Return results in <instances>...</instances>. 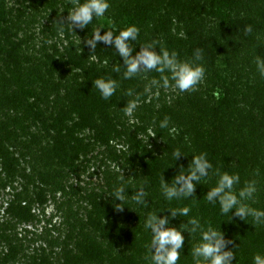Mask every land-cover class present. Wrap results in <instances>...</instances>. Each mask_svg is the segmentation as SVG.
Wrapping results in <instances>:
<instances>
[{
	"label": "rangeland",
	"instance_id": "1",
	"mask_svg": "<svg viewBox=\"0 0 264 264\" xmlns=\"http://www.w3.org/2000/svg\"><path fill=\"white\" fill-rule=\"evenodd\" d=\"M157 1H143L145 10L142 11L136 4H131V0H109L110 8L104 17L94 18L86 29H75L74 33L67 26L68 12L72 11L69 0H0V5L4 6L0 8L1 14H4L3 18L0 17V41L9 37L6 43L19 45L18 57L14 56L21 68L29 71L40 68L44 75H54L56 80L63 78L61 73L73 57L70 47L74 43L78 61L84 58L85 64L83 69L82 66L76 67L78 62L72 64L71 75L76 76L80 84H91V87L82 85L81 94L99 92L92 83L96 78H117L121 82L119 90L124 88L123 85L132 90L144 85L142 92H145V96H139L138 106L146 103L148 109L155 111L164 100L169 101L174 93H180L173 86L164 88L152 85V80H161L162 75L170 79V73L141 72L132 79H124L123 60L113 47L101 42L95 52L90 53V49L84 45V40L91 39L98 28H103L101 35L109 30L119 35L121 30L128 27L125 11L141 12L144 23L137 26L140 35L132 44L136 52L140 51V46L154 44L157 53L161 47L178 53L180 48L185 49L183 45L189 41L190 34L194 35L195 41L210 40L217 45L233 42L234 48L240 51L235 52L240 57L238 70L227 65L216 68L203 65L209 71L206 69L205 79L198 90L184 93L188 97H197L211 107L212 102L213 107L221 110L220 116L224 113L230 116L228 113L231 110H226L221 104L226 100L235 104L240 102L243 108L250 107V97L245 95L244 90V84L248 81L242 76L253 74L258 47L264 44L263 1L225 0L226 4L220 8L213 6L211 0H181L176 13L164 11ZM145 12L147 14L144 16ZM244 18L256 21V31L260 35L254 31L250 36L234 34L231 22ZM183 52L188 54L187 50ZM93 55L95 60L91 59ZM189 61H192L191 57ZM118 66L120 72L117 73L114 69ZM172 83L170 79V85ZM43 93L40 87H36L24 93L25 96L20 94L19 97L0 101V135L8 134L7 140L1 137L5 144L0 148L7 149L20 161L13 174L4 166L0 152V264H102L100 257H88L86 252V247L91 243H99L102 251V232H96L97 225L102 229V215L91 211L89 200L90 196L102 194V142L94 130L96 126L92 122L90 126L87 125L83 119L86 115L98 118L102 104V100L98 99L101 96L88 103L85 113L68 97V114L64 117L51 113ZM217 93L218 96L215 95ZM164 94L166 97H163ZM137 96L134 95L135 98ZM14 99H18V102ZM238 99L240 101H236ZM26 114H29L27 119ZM172 124L176 130L177 124ZM53 125L62 129L63 139H52ZM144 126L150 135L149 130L154 133L157 125L153 121ZM221 128L225 129L226 125ZM67 136L71 143L65 145ZM35 139L38 144H35ZM73 162L78 165L77 173L68 167ZM260 173L257 178L263 181ZM40 193L44 194L43 199H38ZM13 206L28 207L32 218L27 220L14 213ZM148 250L151 254L150 248ZM134 252L141 257L140 261L148 259L149 255L124 244L113 250L111 263L108 264L126 263V258ZM188 264H196V261Z\"/></svg>",
	"mask_w": 264,
	"mask_h": 264
},
{
	"label": "trees",
	"instance_id": "2",
	"mask_svg": "<svg viewBox=\"0 0 264 264\" xmlns=\"http://www.w3.org/2000/svg\"><path fill=\"white\" fill-rule=\"evenodd\" d=\"M143 1L145 0H131V4H136L144 11ZM171 1L174 2L170 3ZM180 1L158 0L157 4L164 11L176 13ZM262 1L264 3V0ZM211 2L213 6L217 5L220 8L226 4L225 0H211ZM0 8L4 6L0 5ZM157 11L161 12L159 9ZM146 14L147 12L144 16ZM3 15L0 12V17L3 18ZM142 16L141 12L131 13L128 10L124 14L128 27L143 25ZM231 25L234 34H247L244 29L246 26H251V34L254 31L255 34L260 35L256 31V21L253 19H234ZM263 30L264 27H262ZM4 40L8 41L10 38L5 37ZM5 41H0V101H7L14 96L19 97L20 94L25 96L24 93L40 87L44 92L42 96L52 110L51 113L65 117L68 114L66 107L68 97L72 98L85 113L88 103L91 100L93 102L97 96H101L96 91L92 94L83 91L84 94H81L82 85L91 87L90 82H85V85L80 84L76 76L71 75L72 64L78 62L76 67L82 66V69L83 63L85 64L84 58L78 61L77 46L74 43L70 47L73 57L61 73L63 78L56 80L54 75L50 74L48 77L44 75L40 68L30 71L21 68L18 60L15 59L20 52L19 45ZM234 47L233 42L217 45L210 40L195 41L194 35L190 34L189 41L183 45L185 49L180 48L178 53L181 61H189V57L193 60L195 50L200 48L203 50L201 63L207 68L227 65L238 70L240 57L237 53L240 51ZM182 50H187L188 54ZM257 56L264 58V44L258 47L255 59ZM243 70L244 68L241 69ZM69 78L72 81H68ZM103 78L106 79L105 76ZM242 78L248 81L244 84L245 93L248 95L245 93L243 95L250 97V107L243 108L244 105H239L240 102L235 104L233 101L226 100L221 104L226 110H231L228 113L230 116L225 113L220 116L221 110L213 107L211 101L212 107L208 103L204 104V101H200L197 97H188L187 93L181 92L174 93L169 101L164 100L160 108L155 111L148 109L147 104L143 103L137 106L132 116H126L123 108L128 101L136 99L135 94L140 97L145 96V92H142L144 85L138 87L137 90L123 85L124 88L118 89L109 100L101 97L98 99L102 100L98 118L96 119L95 115L91 118L86 115L83 118L87 125L90 126L92 122V125L96 126L94 130L100 135L102 142V194L97 193L89 197L91 211L102 215V229L98 225L96 228V232H102V251L99 243H91L86 247L88 257H100L102 264H108L111 263L110 258L115 248L129 244L136 247L142 254L149 255L148 259L140 261L141 257L134 252L126 258V263L121 261V264H150L152 253L150 254L148 249L151 246L152 233L150 229L146 230L144 227L148 215L163 211L165 212L158 215H169L167 210L183 207L191 209L189 216L177 217L171 221L170 226L178 228L181 223H186L190 218L199 219L205 230L211 226L219 231L221 226L225 239L233 241L226 249L235 253L232 264H254L255 255L264 256V224L256 225L252 217H248L243 222L233 216L232 222H229L230 216L221 214L219 204L209 203L205 196L207 191L216 186L219 180L217 172L238 174L240 183L234 185L233 191L238 194L248 182L255 181L257 191L253 199L243 203L251 208L264 211V179L262 181V178L260 180L257 178L258 174L261 175L260 172L264 177V76L260 75L255 64L253 74L250 73L248 77L245 74ZM117 82L121 85L118 79ZM129 90L133 93L131 96L127 95ZM163 97L166 95L164 94ZM14 100L18 102V99ZM28 115L26 114L25 119ZM166 117L175 119L169 120L168 127L162 129L159 125ZM153 121L157 125L154 130L155 137L147 134L144 126ZM172 123L177 124L173 134L171 133V129L174 128ZM225 125L226 128L222 129L221 126ZM53 126L55 130L52 139H63L62 129ZM7 135L3 133L2 136L0 135V145L5 144L4 140H7ZM68 138L69 136L64 139L65 145L71 143ZM34 141L35 144L39 143L36 139ZM125 146L128 148L125 149ZM177 149L186 157L182 155L176 162L173 152ZM0 152L4 166L14 174L20 165L18 157L5 148H0ZM201 153L208 154L213 169L210 170L209 177L197 185L196 197L167 201L160 187L162 178L164 177L165 181L171 183L174 175L179 172L180 166L183 165L186 168L193 156ZM68 167L76 173L79 171L78 165L74 162ZM121 186L125 188L126 199L120 205L124 208L123 211H117L113 203L121 202L114 201L112 196L115 189ZM141 189L146 193L144 199L147 201V206L138 205L133 199ZM43 197L44 194L40 193L38 199H43ZM12 211L26 217L27 220L32 218L28 207L13 206ZM184 236L185 244L178 264L193 263L195 260L192 250L202 242L199 232L192 234L185 232Z\"/></svg>",
	"mask_w": 264,
	"mask_h": 264
},
{
	"label": "clouds",
	"instance_id": "3",
	"mask_svg": "<svg viewBox=\"0 0 264 264\" xmlns=\"http://www.w3.org/2000/svg\"><path fill=\"white\" fill-rule=\"evenodd\" d=\"M72 5V11L68 12L67 26L74 33L75 29L84 30L90 25L94 18H102L110 8L109 0H69ZM65 25L64 23H61ZM98 28L94 30L91 39H85L84 45L90 49V53H94L98 43L111 46L118 53L119 57L123 60V73L124 79H132L138 76L141 72L155 71L158 73H170V79L173 82L170 85L168 76H161V80H152V85L156 87L168 88L175 87L179 92L184 93L187 91L195 92L198 86L204 81L206 69L202 63H197L203 60V50L197 48L193 54L192 61H181L176 51H169L166 48H159L160 51H155L154 44H147L140 46V51L132 46L133 42L137 41L140 35V29L135 25L129 26L119 32V35H114L112 30L105 31L101 35V30ZM63 31V29H61ZM244 31L251 34V26H246ZM135 52V55L133 53ZM92 60L96 57L93 55ZM107 63V61H104ZM256 67L261 76H264V58L259 56L255 59ZM117 73L120 72V67L114 69ZM101 98L109 100L119 88V84L115 79L96 78L93 82ZM133 93L128 91L127 95L131 96ZM218 96V93L215 94ZM139 103V96L134 100H130L123 108L126 116H132ZM169 125V118H165L160 123V128H167ZM175 132V128L171 129ZM150 135L155 137L154 133ZM183 154L179 149L173 152L175 161ZM185 156V155H183ZM186 157V156H185ZM213 169L212 163L208 159L207 153L194 155L192 160L185 168L180 166L179 172L174 175L172 182L165 181L164 177L161 180V191L167 201L173 199H187L196 197L195 192L197 185L205 178L209 177L210 170ZM186 170V174H185ZM219 175V180L215 187L211 188L206 193V199L209 203L220 206L222 215L230 216L232 222L233 216L239 218L240 221L245 222L248 217H252L256 225L264 224V211H260L249 207L244 201L253 199L257 191L255 181L248 182L246 186L241 189L238 194L233 191L234 185L240 183V176L238 174L216 173ZM146 193L141 189L133 197L138 205L147 206V201L144 199ZM113 200H118L121 203H113V207L117 211H123L120 205L126 199L125 188L123 186L115 189L112 196ZM191 209L183 207L178 209L167 210L169 215H158L163 212L150 213L145 221V229H150L152 233V240L150 251L151 264H178L181 258V250L185 244L184 233H200L201 243L195 246L192 250L193 259L196 264H232L235 253L231 250H226L228 244L233 241L225 239V233L221 230L209 226L207 230L203 228L199 219L190 218L186 223H181L179 227L170 226L171 221L177 217H188ZM154 249V252L152 251ZM254 264H264V256L257 254L253 258Z\"/></svg>",
	"mask_w": 264,
	"mask_h": 264
}]
</instances>
